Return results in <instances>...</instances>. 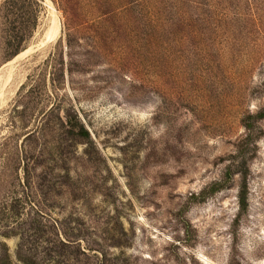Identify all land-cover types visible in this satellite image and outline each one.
Listing matches in <instances>:
<instances>
[{"label": "rangeland", "instance_id": "1", "mask_svg": "<svg viewBox=\"0 0 264 264\" xmlns=\"http://www.w3.org/2000/svg\"><path fill=\"white\" fill-rule=\"evenodd\" d=\"M5 1L0 76L33 49L0 109V212L70 243L39 264H264V0H191L155 54L156 0H50L45 45L47 0ZM0 241L24 264L19 230Z\"/></svg>", "mask_w": 264, "mask_h": 264}, {"label": "trees", "instance_id": "2", "mask_svg": "<svg viewBox=\"0 0 264 264\" xmlns=\"http://www.w3.org/2000/svg\"><path fill=\"white\" fill-rule=\"evenodd\" d=\"M30 4L36 2V0H27ZM191 0H156L157 11L156 19L152 18L151 10H147V32L145 34V46L150 54L156 53L159 45L160 39L157 24L160 22V19L165 17V15H172V17L177 14H185L182 10L185 4L190 3ZM198 1V0H195ZM200 3V1H198ZM5 7H7L9 12H18L24 8L22 0H6ZM150 16V17H149ZM159 21V22H158ZM155 24V25H154ZM72 38L69 36L67 45L70 47ZM59 63V62H58ZM58 65V64H56ZM56 69H59L57 67ZM55 107H51L47 112V115H52L55 112ZM61 125L68 127L69 131L81 130L82 132L88 133L84 123H82L77 116L72 119H69L67 123L63 121L62 116H58ZM16 202L23 201V198L20 196L14 197ZM9 213L0 212V234H8L13 231L19 230L20 243L17 251V258L22 261L24 264H39V258L44 261H64L66 260L67 251L65 247L69 246L70 243L61 238L60 232L58 229V220L54 219L49 221L47 224L48 229H39L37 226V218L33 215H29V218L26 220L22 218V212L17 208L15 204H11ZM41 233L43 235H41ZM76 248L82 253L86 254V250L81 249L78 245ZM0 264H11V258L9 254V248L7 245H2L0 241Z\"/></svg>", "mask_w": 264, "mask_h": 264}, {"label": "bare ground", "instance_id": "3", "mask_svg": "<svg viewBox=\"0 0 264 264\" xmlns=\"http://www.w3.org/2000/svg\"><path fill=\"white\" fill-rule=\"evenodd\" d=\"M47 3L52 10L53 28L51 31L49 30L46 33V36L44 39H42L40 45L50 43L51 41L55 40L60 33L59 14L50 0H47ZM31 49H33V47H30L28 50L19 53L11 61L4 65V68L6 69L5 74L0 76V109L10 100L20 85V81L13 80L14 70L17 66L16 62Z\"/></svg>", "mask_w": 264, "mask_h": 264}]
</instances>
